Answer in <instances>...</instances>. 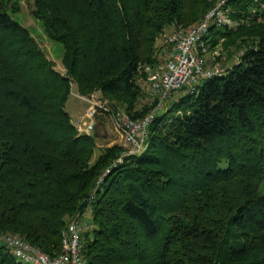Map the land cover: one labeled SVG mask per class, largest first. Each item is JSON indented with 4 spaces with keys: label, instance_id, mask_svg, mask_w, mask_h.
Instances as JSON below:
<instances>
[{
    "label": "trees",
    "instance_id": "1",
    "mask_svg": "<svg viewBox=\"0 0 264 264\" xmlns=\"http://www.w3.org/2000/svg\"><path fill=\"white\" fill-rule=\"evenodd\" d=\"M251 2L264 0H231L230 16ZM213 3L38 0L65 45L61 75L0 1V234L55 256L68 221L91 205L87 264H264V33L157 113L145 149L110 167L122 147L91 162L94 136L78 133L65 108L72 77L108 97L109 115L118 105L133 118L149 112L157 98L134 109L139 63L167 27ZM226 29L211 30L208 47ZM0 264L30 263L0 241Z\"/></svg>",
    "mask_w": 264,
    "mask_h": 264
},
{
    "label": "built area",
    "instance_id": "2",
    "mask_svg": "<svg viewBox=\"0 0 264 264\" xmlns=\"http://www.w3.org/2000/svg\"><path fill=\"white\" fill-rule=\"evenodd\" d=\"M230 1L216 0L194 24L163 35V59L144 67L150 94L157 98L156 105L146 114L135 118L121 110L110 112L114 128L122 140V152L117 161H121L123 156L139 154L145 149L150 123L157 111L166 108L165 101L171 98L174 92H195L204 78L221 74L217 68L206 65V53L211 30L223 29L233 24L229 13ZM95 114L96 109L90 107L86 111L88 120L79 118L73 123L78 133L92 132ZM109 170L106 169L97 184ZM90 197L92 198V194ZM89 225V221L83 218V213L78 212L72 216L62 232V250L55 256H49L13 234H0V241L5 242L14 256L25 263L87 264L83 255L82 234L88 231Z\"/></svg>",
    "mask_w": 264,
    "mask_h": 264
},
{
    "label": "rangeland",
    "instance_id": "3",
    "mask_svg": "<svg viewBox=\"0 0 264 264\" xmlns=\"http://www.w3.org/2000/svg\"><path fill=\"white\" fill-rule=\"evenodd\" d=\"M2 8L5 9L13 19L18 21L22 26L27 28L31 36V42L34 43L39 50L45 55L53 69L57 70L61 75H67V67L64 61L65 45L60 36L49 32V21L43 12V5L39 8L38 0H0ZM212 3L216 0H208ZM213 3V4H214ZM234 16L233 24L227 27L223 34H217L213 43L209 46L206 53V65L210 68H217L221 73L227 71L240 61L243 50L261 33H264V3L240 4L233 7ZM196 22V21H195ZM191 22L185 26L167 27L155 40L151 60H145L139 63L140 68L136 75V81L139 84L138 100L135 102L134 109H140L144 105L150 107L154 97L150 94L147 73L144 71L146 65L155 64L163 59L164 42L163 35L170 33L178 28H187L194 24ZM69 94L65 101V108L69 112L71 121L74 123L79 118L88 120L86 111L93 107L96 109L95 124L90 135L94 136L93 153L90 161L95 162L102 155L107 147L114 145L122 147L120 135L116 132L113 121L108 113L109 109H114L108 97L99 88L89 89L82 92L74 78L69 77ZM186 92L176 91L171 98L165 101L166 106H170L172 101ZM115 103V102H114ZM117 110L125 111L123 107L117 106ZM164 109L157 111L160 115ZM170 115L180 114V111L170 112ZM169 119V118H168ZM165 128V127H164ZM117 159L113 160L108 166L114 165ZM224 163L221 164V166ZM107 169V168H106ZM104 170V172L106 171ZM103 172V173H104ZM103 175V174H102ZM101 175V176H102ZM264 189V181L261 184ZM93 207L86 206L83 218L88 220L90 225L88 230L93 228L91 223ZM91 236L92 233H89Z\"/></svg>",
    "mask_w": 264,
    "mask_h": 264
}]
</instances>
